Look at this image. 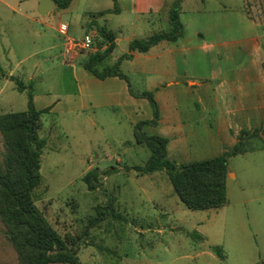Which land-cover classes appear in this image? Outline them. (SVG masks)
Returning <instances> with one entry per match:
<instances>
[{"label":"rangeland","instance_id":"374dc122","mask_svg":"<svg viewBox=\"0 0 264 264\" xmlns=\"http://www.w3.org/2000/svg\"><path fill=\"white\" fill-rule=\"evenodd\" d=\"M175 1L144 0L142 9L149 11L142 15L132 0H118L120 12L113 0H73L46 14L39 11L37 0H0V115L27 111L31 90L36 107L45 110L38 134L46 146L33 200L76 258L50 264H264V110L248 120V110L229 106L232 93L240 92L226 97L216 90L208 106L211 112L201 120L203 109L191 103L200 99L198 89L183 92L188 76L210 77L212 66L218 72L256 66L245 50L259 34L264 47V0H181L180 45L198 46L204 35L222 42V48H204L206 54L195 50L197 62L190 60L192 55L187 64L179 58L180 86H163L176 79V72L164 74L168 57L156 56L160 45L151 50L152 58L125 59L120 66L134 91L154 92L160 112L162 105V112L176 109L181 120L186 119L184 131L193 135H177L168 147V157L177 165L223 154L232 149L225 144L233 145V136L237 142L241 135L249 139L252 149L228 157L227 202L220 207L191 209L175 192L166 170L141 174L134 169L151 155L147 145L137 141L135 125L154 117L152 104L148 98L130 100L120 86L116 92L111 79H100L85 68L93 49L103 45L93 29L106 25L122 38L115 55L106 60L112 66L115 57L130 50V40L170 31L168 12H158ZM109 8L114 11L98 16L99 10ZM60 21L69 27L65 34ZM87 31L94 35L93 49L63 50L67 38L81 40ZM157 86H162L159 91ZM192 107L199 109L197 117ZM226 112L232 131L238 125L244 128L238 135L219 128L216 119ZM160 128L145 124L142 131L171 134L169 126ZM6 152V135L0 129L3 167ZM90 172L92 182L87 180ZM13 229L18 231L0 216V264H24Z\"/></svg>","mask_w":264,"mask_h":264},{"label":"trees","instance_id":"16d2710c","mask_svg":"<svg viewBox=\"0 0 264 264\" xmlns=\"http://www.w3.org/2000/svg\"><path fill=\"white\" fill-rule=\"evenodd\" d=\"M54 1L59 8H66L72 2V0ZM113 1L118 12V0ZM180 2L181 0H176L169 8L170 31L160 32L147 38H135L130 44V49L146 52L164 39L176 40L180 37L183 34ZM109 11H101L98 14L103 15ZM98 31L106 40L107 46L93 52L85 67L101 79L114 75L127 79L120 70V63L123 58H130L132 54H124L114 65H107L106 60L116 48V32L106 26H98ZM131 92L135 96L148 98L154 109L153 119L141 120L135 125L137 141L145 143L151 155L144 166L136 165L134 169L141 174L166 170L175 192L191 209H209L224 205L227 202L228 157L252 149L249 139L241 135L232 149L221 155L177 165L168 157L167 137L149 135L142 131L143 125L158 123L160 114L154 92L136 93L132 89ZM28 99L27 111L0 115V129L5 133L7 140L6 165L3 167L0 164V216L10 226L18 229V231L13 229V237L21 244L19 247L24 264L75 262L74 252L67 248L60 234L48 224L33 200V191L41 179V155L46 146V140L38 134L41 114L45 110L36 107L33 90L28 93ZM250 133L244 130V134ZM252 134L256 133L253 131ZM90 176L91 172L87 180L92 182Z\"/></svg>","mask_w":264,"mask_h":264},{"label":"crops","instance_id":"0c3cea01","mask_svg":"<svg viewBox=\"0 0 264 264\" xmlns=\"http://www.w3.org/2000/svg\"><path fill=\"white\" fill-rule=\"evenodd\" d=\"M37 3L39 5L40 1L37 0ZM131 3L133 4L132 6L137 7V9L135 10V12L137 14L138 13L142 14V15L148 14V11H149L148 9H142L143 8L142 4L144 3V0H132ZM171 4H172V2H171ZM171 4H168L167 8L161 10L158 13L161 14V13H165V12L167 13L168 12V16H169V8H170ZM55 8H57L56 3H55L54 8L50 12H52ZM114 8H115V6H114ZM106 10H110L107 13H110V12L114 11L112 8L111 9L109 8V9L99 10L98 13L101 12V11H106ZM50 12H48V13H50ZM107 13H105V14H107ZM105 14H103V15H105ZM103 15L99 14L98 16H103ZM145 17H147V16H145ZM94 22H95V20H94ZM46 25H49V24L45 23L44 26H46ZM86 25H87V23L85 21L84 27H86ZM101 26H106V25H101ZM170 26H171V24H170ZM59 28L65 34V33H67L69 27H68L67 23H65L63 21H60ZM109 29H111V28H109ZM97 30H98V27H97V29H93L92 31L97 32ZM111 30H113V29H111ZM113 31H115V30H113ZM98 33H99V31H98ZM88 34L93 37V45H94V35L90 34L88 31L85 32V35H88ZM195 34H197L198 36L201 35L200 32L195 33ZM182 36H183V34L180 37H182ZM180 37H178L176 40L164 39V40L160 41L159 43H157L156 45L152 46L146 52H140L138 50H131L130 46H129V49H130V50H128L129 52L125 51L119 57H117V58L115 57L114 59L118 60L124 54H128V53L132 54L131 57L130 58H123L121 60V63L125 59H135V58H139L140 56H145L146 58H152L153 54L151 53V50L154 47L160 45L161 46V50L157 53L156 56L157 57H160V56L168 57L166 65H164V68H166V69H164V74L169 75V74H171L170 73L171 71L176 72V74L175 73L172 74V76H174L176 79L169 80L163 86H174V85H179L180 86V84L182 82L180 78L182 76L179 75V73H177V71L179 72V69H178L179 68V63H180L179 58L180 59L182 58L183 63L187 64L189 62L187 57L188 56L191 57V55H192L190 60H192V62H197L196 59H194V56L196 54L195 50L201 52L202 50H204V48L208 49V48H214L215 47L216 50H219L218 49L219 47L222 48V46H221L222 42L221 43L220 42L216 43L214 41H210V40H208V38H209L208 36L202 35L201 44H199L198 46H196V45H187V42H182V45H180V40H179ZM260 38H262L261 34H259L258 36L252 37L249 40V42H248L249 44H248V46H246V50H245L246 52L251 54V56L253 58L252 62L254 64L256 63V66L250 65V66L245 67V68H243L241 70L239 68H235V69H238V71H235L234 69H232L230 71V67H226V70H223V71L219 70L220 72L215 71V68H213V66H212V69L210 71V73H211L210 77H204L203 75L201 76L202 79H197V78H193V77H189V76L187 77V80L185 81V83L188 85V87L186 88L184 86L185 88H183V92L184 93L185 92H189L190 89L193 88V87L198 89V91H199L198 98H200V99H198L196 101V103H194L191 100V103H193V104H195L197 106L199 105L203 109V115L200 118L201 120L204 118L203 116H206L208 112H211L212 108L209 109L208 106H212V104L214 102L213 101L214 99H212V97H213L212 96V91H216V90H221L222 91V95L226 96V97L232 91L240 92V94L238 93V95H236V96H235L234 92L232 93L233 98L229 102L230 103L229 106H234L235 105L233 110L236 109L237 106H239L241 108L242 112L248 110V112H246L248 120H252V119L256 118V115L258 114L259 110H261V109L264 110V99L260 100V96H263V98H264V54H262L263 52L261 54H259V50H263L264 47H262V45H261ZM121 39L122 38L119 37V34L116 32V39H115L116 48L120 45ZM77 41L78 40H76L74 38H67V41L65 42V44H63V50L68 52L69 50H71L73 48V46H75V47L77 46L78 49L82 51L80 46L77 45ZM131 42H132V40H130V44H131ZM102 43H103L102 47L98 46L95 49H93L94 48L93 47L92 49L94 51H92V52H95L98 49H104L107 46V42H106V40L104 38H103V42ZM194 46H196V47H194ZM116 48L112 52L113 56L115 55ZM197 49H202V50H197ZM224 49L226 50V54H228L227 50H229V49L228 48H224ZM224 49H221V50H224ZM204 51H205V54H206L207 51H209V50H204ZM240 51H241L240 48H238V52H240ZM139 53H143V54H139ZM121 63H120V66H121ZM0 65H1V63H0ZM169 68H171V69H169ZM88 71L90 73H92L89 69H88ZM226 71H228V72L225 75ZM104 79H111V82L114 83L113 86H115V87L117 86L116 92L118 91L119 86L121 87V89L126 90L128 92L129 97H130V100H132V101H136L137 99L144 100V98L147 99L146 97H138V96H135V95L132 94L131 89L133 90V88L131 86V82L129 81L128 76H127V79L124 78V77L117 76V75L108 76V77H106ZM214 81H217V83H214ZM161 87L157 86L155 88L156 91L157 90L159 91L161 89ZM134 92H136V91H134ZM136 93H141V92H136ZM216 100L218 101L217 98H216ZM156 102L158 104L157 100H156ZM158 107H159V105H158ZM160 108H161V112H160V109H159V113H161L162 116H159L158 123L155 126H161V128H160L161 131L162 130H167V128H165L166 126H169L170 129H172V130H170L171 134L161 132L162 133L161 135L164 136V137H167L166 135H169L167 137L169 139L167 149H169L168 147H170V145H173L172 143L175 141L174 137H176L177 135H179V136L183 135V136H189V137H191L193 135V133H189V132L186 133L184 131L185 129H188V127H187L188 125H187V123H185L186 119H184L185 121L181 120V118L179 116V114L181 112L179 113L175 109V111H172V112H175V113L172 114V112L169 113V110L166 108V112L167 113H164V112H162V105L160 106ZM258 108H260V109H258ZM229 110L231 111L232 109L229 108ZM190 112H192V113L194 112L195 117H197L199 115L198 112H200V111H199V109H194L193 110V107H192ZM227 114H228V112H226L225 114L221 115V118H219V119L217 118L216 119V120H218L221 123V125H219V128H221V127L223 128V126H224L226 128V130H231L232 136L233 135H238L239 130L240 129L243 130L244 128H241L238 125L236 127L237 131H235V132L232 131V127L230 125V122H227V120H226ZM231 115H232L233 118H236V117L239 116L237 114H231ZM254 115H255V117H253ZM242 116L243 115L241 114L240 118H242ZM153 118H151V119H153ZM195 119L197 120L198 118H195ZM141 120H143V119H141ZM192 126H193V124H192ZM247 129H251V128L247 127ZM202 131L203 132L206 131V128L203 127ZM202 134L203 133H200L198 136H201ZM198 136H196V137H198ZM235 138L233 136V145H229V144H225V145L229 146V147L230 146L233 147L237 143V140H235Z\"/></svg>","mask_w":264,"mask_h":264},{"label":"built area","instance_id":"2783aa9c","mask_svg":"<svg viewBox=\"0 0 264 264\" xmlns=\"http://www.w3.org/2000/svg\"><path fill=\"white\" fill-rule=\"evenodd\" d=\"M77 45L84 51H90L93 48V37L91 35H85L84 38L77 41Z\"/></svg>","mask_w":264,"mask_h":264},{"label":"water","instance_id":"95a60500","mask_svg":"<svg viewBox=\"0 0 264 264\" xmlns=\"http://www.w3.org/2000/svg\"><path fill=\"white\" fill-rule=\"evenodd\" d=\"M39 1H40L39 11L43 14L50 12L55 6L54 0H39Z\"/></svg>","mask_w":264,"mask_h":264}]
</instances>
